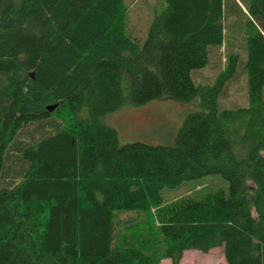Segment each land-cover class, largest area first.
I'll return each mask as SVG.
<instances>
[{
  "label": "trees",
  "instance_id": "1",
  "mask_svg": "<svg viewBox=\"0 0 264 264\" xmlns=\"http://www.w3.org/2000/svg\"><path fill=\"white\" fill-rule=\"evenodd\" d=\"M155 7L133 37L125 0H0V264H180L216 248L264 264V0ZM213 49L223 70L201 86ZM234 83L243 100L223 105ZM161 98L200 103L174 145L121 144L104 123ZM216 176L227 189L165 199Z\"/></svg>",
  "mask_w": 264,
  "mask_h": 264
},
{
  "label": "rangeland",
  "instance_id": "2",
  "mask_svg": "<svg viewBox=\"0 0 264 264\" xmlns=\"http://www.w3.org/2000/svg\"><path fill=\"white\" fill-rule=\"evenodd\" d=\"M125 2L129 6V11L125 18L128 23L130 34L133 37H138L142 36L146 30H148L154 18V7L157 4L158 6L155 8L159 7L164 0H125ZM230 36L231 35H228L226 37L228 48ZM215 50L216 49H213L210 54V66L193 72V78L197 81L195 82L201 86L211 85L216 79L215 77L223 70L220 67L219 69L211 67L219 61V57L215 54ZM221 51L220 56H222L223 53V50ZM225 52H228L227 48H224V53ZM245 61L246 53L239 61V79L244 76L241 67L244 66ZM245 83L246 82H244V85ZM240 86L239 83L233 84L227 99L225 100V98H222L223 105L227 104L229 101L243 100V97L239 95L244 93L242 89H239ZM200 110L199 100L183 103L168 98H161L141 106L126 104L119 111L105 117L104 123L117 131L121 144L142 142L151 145H174L176 135L185 117L189 113ZM86 116V112L81 113V117L86 118ZM64 118H67L71 122L70 115ZM217 187L227 189L228 186L218 176L208 177L184 185L177 190L170 191L166 188L164 190V196L166 200H172L183 197L185 194L191 193V191L205 192L216 189ZM148 244L149 242H147V245ZM160 264H172V262L170 260H165ZM180 264H226V260L223 248H216L208 253L189 250L184 253Z\"/></svg>",
  "mask_w": 264,
  "mask_h": 264
},
{
  "label": "water",
  "instance_id": "3",
  "mask_svg": "<svg viewBox=\"0 0 264 264\" xmlns=\"http://www.w3.org/2000/svg\"><path fill=\"white\" fill-rule=\"evenodd\" d=\"M55 108H56V105H53V106L48 107V109H49L50 111H54Z\"/></svg>",
  "mask_w": 264,
  "mask_h": 264
},
{
  "label": "crops",
  "instance_id": "4",
  "mask_svg": "<svg viewBox=\"0 0 264 264\" xmlns=\"http://www.w3.org/2000/svg\"><path fill=\"white\" fill-rule=\"evenodd\" d=\"M186 253V252H185ZM227 264V263H226Z\"/></svg>",
  "mask_w": 264,
  "mask_h": 264
}]
</instances>
